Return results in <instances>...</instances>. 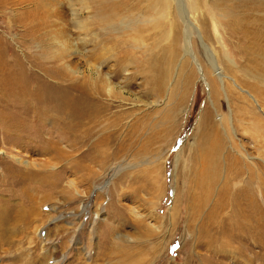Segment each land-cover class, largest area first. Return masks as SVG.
Instances as JSON below:
<instances>
[{
    "label": "rangeland",
    "instance_id": "1",
    "mask_svg": "<svg viewBox=\"0 0 264 264\" xmlns=\"http://www.w3.org/2000/svg\"><path fill=\"white\" fill-rule=\"evenodd\" d=\"M80 1L0 0V59L58 66L73 77H80L75 68L88 74L89 63L97 64L101 72L115 74L116 85L126 88L123 98L116 93L107 98L113 112L124 116L117 136H124L133 124L138 130L126 131L124 150L116 159L104 166L85 162L95 174L92 185L78 164L76 173L66 171L59 159L37 149L34 140L22 139L23 134L9 139L0 130V169L7 167L5 175L0 171V206L14 216L11 223L17 226L0 243V264H184L192 252L193 264H264L259 242L237 244L235 255H211L206 244L197 245L206 207L191 216L195 206L191 209L187 201L189 191L195 196V185L209 178L206 156L199 152L203 139L205 145L211 139L219 141L215 146L224 143L229 155L235 153L230 150L235 143L247 161L262 162L264 0H196L197 11L187 14L184 22L178 0L169 5L165 0ZM79 10L82 30L72 16ZM187 26L190 42L184 41ZM212 58L224 84L217 96L211 92L213 81L218 83ZM35 71L29 68L27 78ZM8 107L6 115L17 110ZM207 121L216 130L204 136ZM45 132L42 138L54 135ZM225 151L218 155L221 163ZM13 156L37 163L51 159L54 169H44L54 173L59 187L40 176L24 183L15 180L14 167L27 170ZM246 166L251 167L248 162ZM247 170L242 178L255 190L256 174ZM2 176L11 178L5 183ZM69 180L76 181L78 194L68 186ZM24 219L30 226L32 220L42 222L41 231L20 233L26 222L18 220Z\"/></svg>",
    "mask_w": 264,
    "mask_h": 264
},
{
    "label": "bare ground",
    "instance_id": "2",
    "mask_svg": "<svg viewBox=\"0 0 264 264\" xmlns=\"http://www.w3.org/2000/svg\"><path fill=\"white\" fill-rule=\"evenodd\" d=\"M83 1L81 0L80 3L85 5ZM171 1L172 0H165L166 5H169ZM178 1L180 2L178 5L179 9L185 11V15L181 16L182 21L186 19L185 16L187 14L192 15L198 9L196 0ZM79 12L80 10L74 11L72 16L73 18L75 17L74 24L76 28L82 30L84 27L81 25L77 16ZM185 33L184 41L186 42L188 40L190 42L191 30L188 26L185 29ZM171 42H173V39ZM205 50L207 52V47H205ZM72 51L75 54L78 52L75 48L72 49ZM188 51L189 50L185 48L183 52L187 54ZM81 56L84 57L82 54ZM170 59L171 62L169 65L172 63V60L175 59L174 53L172 55L170 54ZM89 62L87 61V64ZM211 64H214L213 58ZM32 67H34L36 71L30 73L27 78L28 75H26V72ZM214 67L215 70L213 73L217 74L216 78L218 83L215 84L213 81L211 92L213 95L217 96L219 94L217 91L222 93L224 84L222 83L221 86L222 76L217 70L218 68H216V65ZM63 68L68 69L69 66L63 63ZM87 68L88 74H84V71L75 68V74L78 73L80 77L78 75V77H73L75 75L71 76V74L58 66L45 68L41 64L26 59H9L5 61V58H1L0 130L4 133L3 136L9 139L13 136L11 134H23L21 137L22 139L34 140L39 144L37 149L59 159L60 162H62L60 166H65L64 169L66 171L72 170L76 173L75 168H77L78 164L81 168V172L83 171L85 174L87 173V175H89L88 178H84L87 184L92 185V178L95 174L92 173V168L85 165V162L92 163V165L97 164L104 166L110 158L116 159L124 150L126 131L135 132L138 130V126L133 124L125 131L124 136H117L118 127L124 116L121 115L122 113L113 112V105L109 103L107 98L113 95V93L123 98L126 88H123L121 85H116L114 81L115 74L111 76L112 72H101V67L97 64L89 63ZM64 72H66L67 75L64 74ZM122 79L125 80V78ZM124 84L122 85L124 86ZM116 95H114V97ZM8 106H14L17 110L12 114L6 115L4 111H6L5 108H9ZM28 109H33L32 113L22 114L24 116L20 118L19 115ZM43 121L47 124L42 123ZM40 124H43V128H41L42 126ZM215 130L216 127L209 121L204 124V136H208L209 133L214 134ZM44 132L54 135L52 137L47 136L46 138H42L41 133ZM31 133H33L32 136L30 135ZM259 141V139L256 140L257 143H259ZM205 142L206 138L199 144V152L201 153L200 157L202 155L204 157L206 156L208 166L206 172L209 173V178L195 185L197 187L195 196L190 195V191L187 196L190 208L192 209L193 206H195L191 216L199 215L201 211L204 210L203 208L206 207L202 216V220H205V223H203L202 228L199 229L198 234H196L197 241L195 243H198L197 245H199V243L206 244L211 255H214L215 252H228L235 255V252L238 251L236 245L243 242H249L252 246H254V243L259 242L261 245V248L259 246L260 252H262V250H264V153L259 157L262 161L261 163L249 162L247 161L249 157L241 152L239 145L235 143L230 147V150H233L235 153L233 154L231 151L229 155L225 151L227 147L224 143H219L215 146L219 141L214 142V140L211 139L210 142L208 141L207 145H205ZM260 143L264 146V140H261ZM61 144H65L67 148H59ZM112 147H115V149L112 150ZM25 150L27 152H32L30 146H26ZM221 150L225 151L224 163L218 161L220 157L218 155ZM81 155L82 157H80ZM226 156L230 158L227 159ZM192 158L193 156L191 160ZM12 159L14 161L17 160L20 165L23 164L27 170L21 171L20 168L14 167L15 170L18 171V174L13 176L15 180L24 183L25 179L29 182L30 179L40 176L42 177L41 180L51 181V187H59V184L57 186L55 185L56 183L54 184V173L52 171L46 172L44 169L46 165L50 170L54 169L51 159L41 160L42 162L40 163L32 160L22 161L14 156ZM247 162L251 167L246 168ZM164 163L162 164L164 165ZM222 165H224L225 170L221 173L220 167H222ZM246 169H250V172H255L254 174H256L257 184L256 186L254 185L256 187L255 190H252L250 187L251 184H246L245 179L242 178L244 170ZM1 170L2 168L0 171ZM4 171L1 172L5 175ZM229 172H233L230 177ZM2 173L1 175H3ZM220 177H222L223 182L219 184L218 178ZM8 178L9 176H4L2 180L6 183ZM67 184L78 194L76 181L69 180ZM175 194L174 200L178 195L177 191ZM162 197L163 196H161V198ZM212 198L214 199L213 201ZM174 200L173 203L175 208L176 201ZM193 203L195 205H193ZM207 203L210 204V209H207ZM155 209L154 211L156 212ZM174 211L175 210L171 209L170 213ZM7 213L8 211L3 209V205L0 206V243L4 241V238L8 231L10 232L11 228L13 231V228L17 227L13 226L11 223L14 221V216H11L10 213H8V215ZM95 214H98V212ZM132 214L136 218L141 217L137 212L133 211ZM18 222H26L19 227L20 233L22 234L27 233L30 228L37 234V232L41 231V227L43 226L42 222H37L36 220H32V227L25 219L21 221L18 220ZM192 244H194V241ZM233 245H235V247ZM0 248H2V244H0ZM193 253L194 252L186 257L184 264L194 263ZM47 259L50 258L47 257ZM262 262H264V254L262 255Z\"/></svg>",
    "mask_w": 264,
    "mask_h": 264
}]
</instances>
